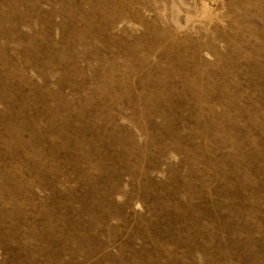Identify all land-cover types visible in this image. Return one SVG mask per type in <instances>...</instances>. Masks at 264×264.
<instances>
[{
    "label": "rangeland",
    "instance_id": "1",
    "mask_svg": "<svg viewBox=\"0 0 264 264\" xmlns=\"http://www.w3.org/2000/svg\"><path fill=\"white\" fill-rule=\"evenodd\" d=\"M0 264H264V0H0Z\"/></svg>",
    "mask_w": 264,
    "mask_h": 264
}]
</instances>
